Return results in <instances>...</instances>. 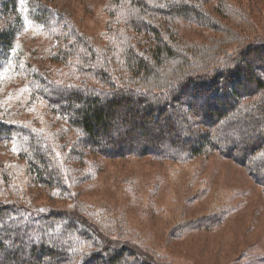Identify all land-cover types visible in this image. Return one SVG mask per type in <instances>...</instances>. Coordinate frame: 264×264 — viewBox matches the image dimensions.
I'll use <instances>...</instances> for the list:
<instances>
[{"label":"trees","instance_id":"1","mask_svg":"<svg viewBox=\"0 0 264 264\" xmlns=\"http://www.w3.org/2000/svg\"><path fill=\"white\" fill-rule=\"evenodd\" d=\"M19 1L0 0V76L11 64L22 78L39 87L42 103L46 101L75 134L72 141H65L71 143L70 151L61 148L69 158L75 153L85 159L98 150L113 158L176 160L214 148L227 157L242 152L245 162L250 160L264 175V101L257 107L240 105L244 97L255 95L254 86L256 91L264 88L262 74L255 68L264 71V43L258 47L262 59L235 58L248 67L249 76L239 67L233 68L235 73L215 81L218 86L212 91L213 98L200 96L198 92L208 84L203 81H212L208 75L212 72L207 71L218 63L214 46L208 48L210 60L214 58L210 67L207 58L200 57L203 51L197 56V44L182 46L186 41L177 38L179 30L172 23L183 18L192 25L210 26L203 8L208 0H109L110 36L115 38L106 47L75 27L68 26L66 34L59 37L55 55L67 63L66 82L59 78L61 71L55 72L52 61L57 57L38 68L16 50V36L26 21L44 29L55 23L47 7L37 6L35 0L30 1L29 11L21 14ZM166 21L171 28L162 26ZM117 47L116 53L113 49ZM235 59L232 66L239 65ZM233 74L241 79L234 87ZM4 119L9 118H0V141H19L18 155L26 158L37 183L52 188L69 180L70 161H62L58 150L66 129L54 127L52 119L46 126L35 120ZM55 153L61 158L56 164ZM58 164L60 172L55 170ZM260 180L264 183V177ZM71 183L64 182L59 195H68ZM73 204V209L38 210L13 198L0 201V264H151L127 244L107 243L109 235L100 233L101 227L76 209L79 203L75 198ZM108 223L101 226L111 230Z\"/></svg>","mask_w":264,"mask_h":264},{"label":"rangeland","instance_id":"2","mask_svg":"<svg viewBox=\"0 0 264 264\" xmlns=\"http://www.w3.org/2000/svg\"><path fill=\"white\" fill-rule=\"evenodd\" d=\"M30 1H19L21 14L29 11ZM35 1L37 6L47 7L55 23L50 22L44 29L26 21L16 36V50L20 49L38 68H43L52 56L57 57L59 60L52 62L55 72L61 71L60 77L55 76L62 82L68 80V72L66 76L64 73L67 63L55 54L59 37L66 34L68 26L101 47L115 38L110 36L109 0ZM203 5L210 26L192 25L183 18L172 23L179 30L177 38L187 42L182 46L197 44V56L203 51L200 57L204 61L207 58L210 67L214 58L210 60L208 48L214 46L218 63L207 71L212 72L208 74L212 81H203L208 84L198 92L213 98L212 91L215 93L218 86L215 81L235 73L233 68L242 69L244 76L251 74L235 58L262 57L258 47L264 43V0H208ZM166 23H162L164 28L172 27ZM113 50L117 53L119 49ZM233 59L239 65L232 66ZM255 68L264 79L263 67ZM3 69L0 118L35 120L41 126L52 119L54 127L66 129L68 133L60 138L58 150L64 157L62 161H70L72 189H67L68 195H59L58 190L69 180L52 188L37 183L26 158L18 155L19 141L10 138L0 141V201L13 198L38 210H64L74 208L75 198L79 203L76 209L101 227L100 233L109 235L107 243L127 244L151 264H264V183L260 180L264 175L250 160L245 162L242 152L227 157L219 149L208 148L198 156L172 160L153 156L113 158L97 150L85 159L72 153L70 159L61 148L70 151L71 143L65 141H72L75 134L46 101L42 103L43 94L35 83L22 78L11 64ZM240 80L233 74L232 86ZM255 87V95L244 97L242 107H257L264 101V88L256 91ZM21 116L25 118L19 119ZM57 160H61L58 154L53 161ZM61 167L55 165V170L60 172ZM106 221L111 230L101 226Z\"/></svg>","mask_w":264,"mask_h":264}]
</instances>
